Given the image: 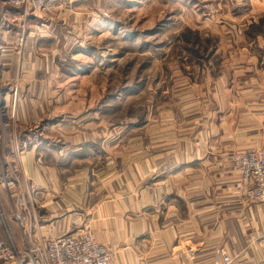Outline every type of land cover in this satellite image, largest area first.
Returning <instances> with one entry per match:
<instances>
[{
  "label": "crops",
  "instance_id": "crops-1",
  "mask_svg": "<svg viewBox=\"0 0 264 264\" xmlns=\"http://www.w3.org/2000/svg\"><path fill=\"white\" fill-rule=\"evenodd\" d=\"M57 2L66 10L53 34L45 27L56 20ZM76 4L92 3L49 0L24 14L0 0V240L24 245L12 214L23 198L34 241L44 243L49 230L76 234L86 226L109 248L112 264H216L217 247L231 264H264V206L244 199L246 182L231 158L264 146V2L249 4L242 25L233 18L225 48L199 52L194 66L178 73L182 81L168 100L130 120L126 144L122 121L106 139L101 126L65 131L62 116L69 126L77 119L54 112L52 141L22 149L30 135H18L15 121L27 124L26 113L42 105L38 96L52 78L44 73L54 74L42 58L57 53Z\"/></svg>",
  "mask_w": 264,
  "mask_h": 264
},
{
  "label": "rangeland",
  "instance_id": "rangeland-1",
  "mask_svg": "<svg viewBox=\"0 0 264 264\" xmlns=\"http://www.w3.org/2000/svg\"><path fill=\"white\" fill-rule=\"evenodd\" d=\"M262 1L91 0L92 4H82L84 9L74 5L69 34L65 31L58 36L55 56L42 58L44 70L54 72L44 73V78H52L38 96L42 105H33L35 112L26 113L27 124L19 126L15 121L18 135L23 131L30 135L20 147L52 141L49 120L54 112L77 119L69 126L63 115L60 128L65 131L94 132L101 126V134L105 129L109 139L122 126L126 144L131 139L130 120L146 113L148 106L168 100L176 82L182 81L178 73L194 66L199 52L205 56L225 48L233 18L236 27L242 25L250 15L249 4ZM55 5L59 6L52 15L56 20H49L45 27L53 34L60 33V19L66 10L61 2ZM11 113L6 123L12 126ZM114 121L123 125L115 128ZM60 142L70 144L67 137Z\"/></svg>",
  "mask_w": 264,
  "mask_h": 264
},
{
  "label": "built area",
  "instance_id": "built-area-1",
  "mask_svg": "<svg viewBox=\"0 0 264 264\" xmlns=\"http://www.w3.org/2000/svg\"><path fill=\"white\" fill-rule=\"evenodd\" d=\"M8 6L22 9L24 14L40 12L49 0H1ZM3 158L0 152V161ZM233 167L246 182L242 194L247 202L264 206V146L237 150L232 154ZM4 172V181H7ZM13 217L21 230L24 245L0 240V264H112L109 248L96 241L86 226L76 234L49 230L44 243L32 239L30 211L22 198L12 207ZM216 264H231L233 258L223 247L214 249Z\"/></svg>",
  "mask_w": 264,
  "mask_h": 264
},
{
  "label": "trees",
  "instance_id": "trees-1",
  "mask_svg": "<svg viewBox=\"0 0 264 264\" xmlns=\"http://www.w3.org/2000/svg\"><path fill=\"white\" fill-rule=\"evenodd\" d=\"M0 93H2V90H0ZM1 104H2V99L0 96V116H3V111L1 109ZM4 129H6V127L4 126ZM2 146V141L0 140V147Z\"/></svg>",
  "mask_w": 264,
  "mask_h": 264
}]
</instances>
